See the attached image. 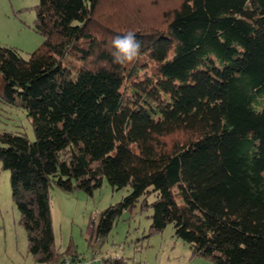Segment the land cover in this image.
<instances>
[{
    "label": "trees",
    "instance_id": "16d2710c",
    "mask_svg": "<svg viewBox=\"0 0 264 264\" xmlns=\"http://www.w3.org/2000/svg\"><path fill=\"white\" fill-rule=\"evenodd\" d=\"M134 4L39 0L42 43L26 55L0 44V97L35 134L0 130L28 252L42 264L86 258L55 243L49 190L91 192L106 178L130 192L100 211L84 264L128 263L96 254L139 198L149 233L171 223L214 264H264V0ZM128 31L142 48L120 66L112 40Z\"/></svg>",
    "mask_w": 264,
    "mask_h": 264
},
{
    "label": "rangeland",
    "instance_id": "374dc122",
    "mask_svg": "<svg viewBox=\"0 0 264 264\" xmlns=\"http://www.w3.org/2000/svg\"><path fill=\"white\" fill-rule=\"evenodd\" d=\"M38 1L0 0L1 45L16 46L26 55L27 51L42 43L43 36L33 28L34 5ZM133 2L139 6L150 0H123V5L132 8L135 7ZM154 7L159 10L157 5ZM158 24L162 25L160 21ZM5 128L24 132L30 139L35 138L26 110L0 97V130ZM49 192L55 243L65 247L72 242L78 253L90 258L93 247L88 239L95 229L100 211L128 194L130 186L118 188L104 178L101 186L91 192L81 187L64 189L56 184L50 187ZM151 211L140 210V198L123 209L96 258L113 254L124 255L127 264H214L194 254L188 242L174 234L171 223L162 231L149 233ZM19 218V210L11 197L10 171L0 161V264H42L28 252L26 230Z\"/></svg>",
    "mask_w": 264,
    "mask_h": 264
},
{
    "label": "clouds",
    "instance_id": "9594fccd",
    "mask_svg": "<svg viewBox=\"0 0 264 264\" xmlns=\"http://www.w3.org/2000/svg\"><path fill=\"white\" fill-rule=\"evenodd\" d=\"M115 51L112 53L113 62L120 66H127L134 63L141 52L142 44L133 31L123 35H117L112 40Z\"/></svg>",
    "mask_w": 264,
    "mask_h": 264
},
{
    "label": "built area",
    "instance_id": "2783aa9c",
    "mask_svg": "<svg viewBox=\"0 0 264 264\" xmlns=\"http://www.w3.org/2000/svg\"><path fill=\"white\" fill-rule=\"evenodd\" d=\"M88 260H89L88 258L79 259V258L71 257L67 255V256H64L60 262L55 263V264H84V263L89 262Z\"/></svg>",
    "mask_w": 264,
    "mask_h": 264
}]
</instances>
